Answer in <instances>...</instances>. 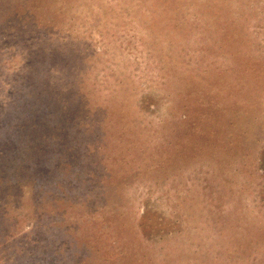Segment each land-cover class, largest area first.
Listing matches in <instances>:
<instances>
[{
    "label": "rangeland",
    "instance_id": "rangeland-1",
    "mask_svg": "<svg viewBox=\"0 0 264 264\" xmlns=\"http://www.w3.org/2000/svg\"><path fill=\"white\" fill-rule=\"evenodd\" d=\"M0 264H264V0H0Z\"/></svg>",
    "mask_w": 264,
    "mask_h": 264
}]
</instances>
